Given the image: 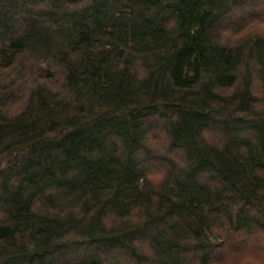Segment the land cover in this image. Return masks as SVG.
Returning <instances> with one entry per match:
<instances>
[{
  "label": "trees",
  "instance_id": "trees-1",
  "mask_svg": "<svg viewBox=\"0 0 264 264\" xmlns=\"http://www.w3.org/2000/svg\"><path fill=\"white\" fill-rule=\"evenodd\" d=\"M0 264H264V0H0Z\"/></svg>",
  "mask_w": 264,
  "mask_h": 264
},
{
  "label": "rangeland",
  "instance_id": "rangeland-1",
  "mask_svg": "<svg viewBox=\"0 0 264 264\" xmlns=\"http://www.w3.org/2000/svg\"><path fill=\"white\" fill-rule=\"evenodd\" d=\"M209 138L211 139L212 137ZM163 143H164L163 140H161L158 145H162Z\"/></svg>",
  "mask_w": 264,
  "mask_h": 264
}]
</instances>
